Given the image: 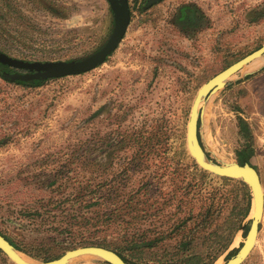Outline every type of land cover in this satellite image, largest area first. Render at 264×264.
<instances>
[{
    "label": "rangeland",
    "instance_id": "374dc122",
    "mask_svg": "<svg viewBox=\"0 0 264 264\" xmlns=\"http://www.w3.org/2000/svg\"><path fill=\"white\" fill-rule=\"evenodd\" d=\"M147 1L127 0L130 20L123 39L92 71L36 89L0 79L1 236L45 243L50 256L89 240L112 242L113 230L84 226V219L108 211V192L115 202L129 194L135 203L145 198L134 193L149 188L153 198L144 206L149 216L183 181L199 179L181 166L170 170L167 159L176 162L181 149L189 157L186 124L198 89L264 44V17H254L264 10V0H164L146 6ZM183 6L195 25L178 22ZM112 28L106 0H0V53L26 63L84 59L106 43ZM261 64L243 68L208 99L201 107L200 133L223 161L236 162V152L250 143L249 163L264 193V68L236 80ZM238 118L251 132L248 142ZM158 130L167 136V152L157 138L150 140ZM209 181L206 188L213 185ZM96 185L101 200L94 207L88 189ZM169 204L159 216L130 225L129 233L171 225L180 215L177 200ZM260 226L243 264H264V210ZM243 241L239 231L228 251ZM227 252L214 264L226 262ZM0 264L14 263L2 254Z\"/></svg>",
    "mask_w": 264,
    "mask_h": 264
},
{
    "label": "trees",
    "instance_id": "16d2710c",
    "mask_svg": "<svg viewBox=\"0 0 264 264\" xmlns=\"http://www.w3.org/2000/svg\"><path fill=\"white\" fill-rule=\"evenodd\" d=\"M153 5L155 4L151 6ZM145 8L147 7L145 6ZM254 17L263 18L264 10L256 11ZM178 18V22H186L187 25H195L196 23L186 6L180 8ZM260 47H257L254 51ZM233 63L226 66V68ZM28 74L30 72L27 70L0 62V79L7 84L22 89H36L48 81L62 79L20 80L11 78L14 75L25 76ZM238 128L246 142H248L251 132L247 123L238 118ZM166 137V134L158 130L157 134H151L150 140L157 138V142L163 146V151L167 152L168 142L165 139ZM135 142L140 146L138 151L144 152L145 147L141 141L135 139ZM252 154L251 144H243L236 152L237 164L242 166L249 163ZM177 157L176 162H174L176 157L167 159L168 168L170 170L174 169L175 172L178 170V166L192 170L193 175L199 177L198 180L183 181L175 193L168 194L165 204L160 208L153 209L149 216H147L148 212L144 208L153 198L149 188L144 189L143 192L137 190L134 193L136 196L143 195L145 198L144 201L137 200L135 203L133 202L135 196H129V194L125 195L119 202H115L108 192L104 203V205L109 206L108 211L95 213V216L84 219V226L90 224L92 228L96 229V232H100L102 229H105L103 231L113 230L116 233L115 241L107 242L106 239H103L94 242L89 240L80 244L77 248H104L116 253L125 264H214L220 256L230 249L233 239L239 231L245 239L250 225L248 217L251 211V195L247 186L241 181L216 177L202 171L189 159L184 149L180 150ZM210 178L213 185L206 188L205 183L211 185L210 181L207 182ZM213 180L218 183V186L214 184ZM99 188L100 185H96L93 189L87 190L94 207H97L101 200V197H98ZM117 196H119L118 192ZM161 196H164V193ZM174 200H177L178 203L176 214L180 216L171 225L165 227L166 221L160 224V230L158 231L156 230V224H154L152 230L133 228L132 232L129 233L130 225L136 226V224H142L148 217L159 216L172 205L169 203ZM155 201L157 202V200ZM148 208L152 209L153 205ZM130 214L135 216L131 217L130 221H124V217ZM5 239L20 253L42 262L58 259L65 252L76 249L75 247H67L63 249L64 253L50 256L48 253L49 246L45 243L34 244L32 242H14L8 238ZM241 245L242 243L240 247ZM239 248L228 251L224 259L227 261L234 257ZM0 255H2L1 252ZM97 264L107 263L100 262Z\"/></svg>",
    "mask_w": 264,
    "mask_h": 264
},
{
    "label": "water",
    "instance_id": "95a60500",
    "mask_svg": "<svg viewBox=\"0 0 264 264\" xmlns=\"http://www.w3.org/2000/svg\"><path fill=\"white\" fill-rule=\"evenodd\" d=\"M106 1L109 3L113 14L112 32L106 43L88 57L69 62L26 63L0 53V62L30 72V74L25 76L14 75L11 77L12 79L20 80L59 79L68 76H78L92 71L99 65L105 63L106 59L117 48L126 32L130 20L127 0ZM158 1L160 0H152L148 4L152 5ZM254 61L262 62V65L252 71L243 73L236 80L252 76L264 68V44L258 50L243 57L215 75L198 89L191 105L188 122L186 124V150L196 166L213 176L241 181L247 186L251 195V211L248 217L250 225L245 239L236 255L221 264H243L253 250L263 216L264 193L259 175L250 163H245L240 166L237 162L223 161L207 145L200 133L203 122L201 107L207 104L208 99L212 95L229 86L232 77L239 73L244 66ZM202 103L204 104L200 107ZM0 252L14 264H78L86 260H97L107 264H125L116 253L100 247L76 248L65 252L58 259L48 262H38L31 259L32 262H28L22 259L20 257L21 253L1 235Z\"/></svg>",
    "mask_w": 264,
    "mask_h": 264
},
{
    "label": "bare ground",
    "instance_id": "6f19581e",
    "mask_svg": "<svg viewBox=\"0 0 264 264\" xmlns=\"http://www.w3.org/2000/svg\"><path fill=\"white\" fill-rule=\"evenodd\" d=\"M256 62H259V61H256ZM253 63H255V61H254ZM250 64H252V63H250ZM250 64H249V65H250ZM261 65H262V64H261ZM247 66H248V65H247ZM247 66H244L243 68H245V67H247ZM258 67H259V66H258ZM258 67H257V68H258ZM243 68H242V69H243ZM255 69H256V68H255ZM232 78H233V77H232ZM203 104H204V103L200 104V107H201V105H203ZM20 257H21L22 259L28 261V262H32L30 259L26 258L25 256H23V255H21V254H20ZM217 264H220V263H217Z\"/></svg>",
    "mask_w": 264,
    "mask_h": 264
},
{
    "label": "flooded vegetation",
    "instance_id": "af4514ba",
    "mask_svg": "<svg viewBox=\"0 0 264 264\" xmlns=\"http://www.w3.org/2000/svg\"><path fill=\"white\" fill-rule=\"evenodd\" d=\"M150 1H152V0H148V1H147L146 6L149 5L148 3H149ZM162 1H164V0H160V1H158V2H156V3H153V4H157V3L162 2ZM127 3H128V2H127ZM128 9H129V8H128ZM129 15H130V12H129ZM192 17H193V19H195L194 16H192ZM177 20H179L178 17H177ZM122 39H123V38H122Z\"/></svg>",
    "mask_w": 264,
    "mask_h": 264
}]
</instances>
